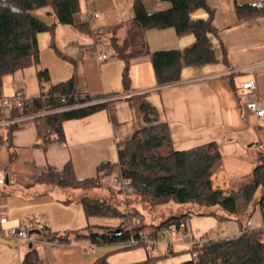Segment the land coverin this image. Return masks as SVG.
I'll list each match as a JSON object with an SVG mask.
<instances>
[{
  "label": "crops",
  "instance_id": "1",
  "mask_svg": "<svg viewBox=\"0 0 264 264\" xmlns=\"http://www.w3.org/2000/svg\"><path fill=\"white\" fill-rule=\"evenodd\" d=\"M252 1L207 0L214 8L217 27V34L211 36L215 60L200 66H184L180 80L173 84L158 87L149 57L142 55L132 58L130 86L124 91L122 60L115 57L96 59L97 53H103L97 49L101 39L72 24L56 23L53 44H50L49 33L37 35L40 48L38 65L47 69L49 82L73 76L77 87L90 94L116 93L124 97L146 92L148 99L158 108L160 118L168 124L172 146L187 149L208 141L216 142L222 161L211 176L213 187L236 189L240 179L252 171L259 163V154L264 152V115L257 116L245 106L251 99L264 98V15L239 20L234 9V3ZM84 3L81 14L99 13V17L89 23L92 29L133 15L132 0ZM163 4L144 0L148 10L166 7ZM200 12L197 16H206L204 10ZM81 14L76 22H79ZM146 39L150 50H157L182 48L193 40V36H178L173 28L168 27L148 29ZM17 72L2 77L1 96H12L19 91L28 97L37 96V75L38 92L35 87L28 89L24 74L17 77ZM248 79L255 81V90L242 87ZM8 115L9 111L0 107V177L3 178L0 213L6 216L2 227L4 231L10 227H25L29 239L18 243L9 235L0 236V264H19L32 248L50 264H92L104 254H108L111 264L144 259L131 262L115 260L117 251L114 250L120 248L116 244H92L86 240L56 244L41 238L44 231L61 233L86 225L82 224L86 217L79 201L85 191L62 189L36 181V177L49 167L60 169L67 161H71L76 176H93L97 164L106 160L113 150L117 158V144L140 127L142 120L136 107L122 99L112 111L101 109L81 118L66 120L63 122L64 142H54L45 150L35 146L36 130L30 116L15 121L16 126L11 129L7 145L4 139ZM253 214L257 217L249 219L251 227L260 226L262 219L258 210ZM217 223L211 216L194 215L190 217L194 228L191 233L193 237H204L203 233L213 230Z\"/></svg>",
  "mask_w": 264,
  "mask_h": 264
},
{
  "label": "trees",
  "instance_id": "2",
  "mask_svg": "<svg viewBox=\"0 0 264 264\" xmlns=\"http://www.w3.org/2000/svg\"><path fill=\"white\" fill-rule=\"evenodd\" d=\"M83 0H0V96L2 77L17 69L37 66L40 48L37 35L47 32L50 44L56 23L75 25L95 38L105 35L113 56L123 62L121 83L123 90L130 86L129 67L132 58L147 55L152 64L158 87L173 84L181 78L184 66H200L215 60L211 36L217 34L214 24V8L207 0H160L166 8L148 10L144 0H132L133 15L125 20L97 29L88 23L76 22L82 13ZM46 7V13L56 21L46 22L33 13L34 9ZM199 9L205 17H194ZM239 20L264 15V8L251 3H234ZM171 27L178 36L192 35L193 40L182 48L150 50L146 39L148 29ZM39 94L30 96L21 107L10 106L6 126L7 143L16 122L11 119L31 116L36 130L35 146L45 150L54 142H64L63 122L87 116L101 109L112 111L122 99L136 107L146 124L135 129L131 135L117 144L115 162L100 161L96 175L78 177L71 161L62 168L49 167L36 177V181L62 189H91L100 184V172L109 173L117 166L115 180L119 191L130 194L132 207L121 210L108 197L89 195L87 191L79 201L86 218L94 216H120L117 225L87 223L80 229L44 231L40 237L56 244L86 240L92 244H117L137 236L146 226L152 237L163 228L174 226L177 231L190 217L211 216L216 220L238 222L234 236L205 238L195 247L196 257L181 260L177 264H264V229L260 226L247 228L245 222L257 209L264 222V152L258 156L259 163L244 175L236 189L213 187L211 176L219 168L222 153L219 145L208 141L187 149L172 146L166 121L159 116L158 108L148 99L147 93L125 95L90 94L77 87L73 76L55 83L49 82L46 68L36 71ZM9 145V143H7ZM172 202L178 210L158 223L146 224L136 205L152 208ZM138 245L116 248L114 251L133 249ZM146 246V245H145ZM170 248V244L167 245ZM169 254L174 251L168 250ZM104 254L92 264H111ZM163 255L146 256L127 264H157ZM19 264H50L42 260L32 248L20 259Z\"/></svg>",
  "mask_w": 264,
  "mask_h": 264
},
{
  "label": "rangeland",
  "instance_id": "3",
  "mask_svg": "<svg viewBox=\"0 0 264 264\" xmlns=\"http://www.w3.org/2000/svg\"><path fill=\"white\" fill-rule=\"evenodd\" d=\"M160 3H164L166 7H168V3L165 1L155 0ZM84 1H82V6L84 7ZM164 7V8H166ZM48 8L41 7L33 10V13L37 15L38 17L43 18L46 22H54L56 21L55 18L52 15H48L46 13V10ZM201 9L195 11L192 16L194 17H201L197 16V14L201 13ZM43 33V32H42ZM42 35H47V32ZM101 41L97 44V49L101 50L103 54L107 56L106 60L113 59V52L110 46V43L108 42L105 35H101L100 37ZM39 40L41 41V44L43 45V38L42 36L39 37ZM39 68L38 66H29L22 69H17L16 76L20 75L21 73L24 74L26 78V84L28 86V89L32 88L37 91V81H36V69ZM23 71V72H22ZM37 94V93H36ZM146 123L142 122L140 126H144ZM111 162L116 161V151L113 150L108 155L107 159ZM96 171H94L93 176L96 175ZM117 173V166H114L109 173H103L100 172V184L91 189H80L81 191H87L91 194L102 196V197H108L112 200V202H115L117 207L121 210H130V207H132L133 204H131L130 199L132 196L130 194L124 195L123 192L119 191L121 186L116 183L115 176ZM79 189V188H78ZM136 209L141 211L144 216V222L146 224L150 223H158L161 218H166L169 215L176 212L179 208L178 205L172 202H168L161 205H156L152 208L143 207L140 205L134 206ZM257 217L256 214H252L249 219H255ZM122 217L120 216H94L90 218H84L82 220V224L87 223H97V224H109V225H117L121 222ZM218 223L216 224V227L208 231L206 233H203L204 238H217L220 236H225L228 233H231L233 231H236L238 229V222L234 219L231 220H217ZM190 219L186 220L183 225L182 229L179 231V233L173 231L171 234H169L166 238V241L171 242L170 248H167V243L162 242L158 243L157 248L155 250H152L150 247L141 245L133 249H124L117 251V255L115 256V260H121L123 262H131L134 260L145 258L148 256H155V255H163L166 254L165 257H161L158 259L157 264H170V263H179L181 260L188 259L191 257V252L187 248V246L184 244L185 241H187L186 238H183L180 234V232L188 231L193 232V227L191 228ZM143 230L149 231V227L146 226L143 228ZM173 250L174 253L169 254L167 253V250ZM117 258V259H116Z\"/></svg>",
  "mask_w": 264,
  "mask_h": 264
},
{
  "label": "built area",
  "instance_id": "4",
  "mask_svg": "<svg viewBox=\"0 0 264 264\" xmlns=\"http://www.w3.org/2000/svg\"><path fill=\"white\" fill-rule=\"evenodd\" d=\"M84 1H92V0H84ZM251 5L256 7V8H264V0H253L251 2ZM97 17H99L98 12L84 13V14H81V16L79 18V22H81V23L84 22V23L89 24L90 22H92ZM97 32H100V28L97 29ZM106 57L107 56L103 53H97L96 54V59H98V60H103ZM242 87L244 89H248V90H255L256 89V83L253 79H248L247 81H244L242 83ZM29 100H30V98L28 96H26L23 92L19 91V92H16L12 96H0V107L3 110L8 111L10 106L13 105V106L21 107L24 104L28 103ZM245 106L250 112L256 114L257 116L264 115V98L251 99L245 103ZM20 118L21 117L11 119V120L17 121ZM8 121H7V123H8ZM1 142H2V139H0V143ZM1 183H3L2 177H0V184ZM116 183H117V181H116ZM5 221H6V216L3 215L2 213H0V236L9 235V236L13 237L18 243L21 241H27L29 239V233L25 227H20V228L10 227L6 231H4L2 224ZM260 225H261V228L264 229V222H262ZM245 227H247L248 229L251 228V222L249 219L246 220ZM173 231L179 233V231H177L174 228V226H170L167 228L163 227L158 232V234L156 236L152 237L150 235L149 231L142 230V231L138 232L137 236L132 235L129 239H127L123 242H119L116 245L119 247H125V246L140 244V245H146V246L150 247L152 250H155L157 248L158 243L165 242L167 244H171V242L166 241V238ZM180 234L183 238L187 239V241H185L184 244L187 246V248L191 252L192 256L196 257L195 247H199L201 245V243L205 240V238L204 237H193L192 233L188 232V231L180 232ZM234 235L235 234L230 235V236H234ZM167 252H168V250H167ZM170 264H177V263H170Z\"/></svg>",
  "mask_w": 264,
  "mask_h": 264
}]
</instances>
